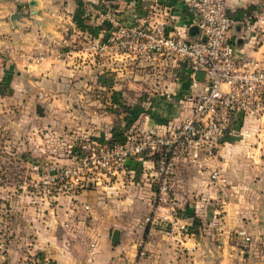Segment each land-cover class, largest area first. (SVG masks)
Listing matches in <instances>:
<instances>
[{"label":"crops","instance_id":"1","mask_svg":"<svg viewBox=\"0 0 264 264\" xmlns=\"http://www.w3.org/2000/svg\"><path fill=\"white\" fill-rule=\"evenodd\" d=\"M225 4L233 21L228 37L236 57L264 59V0ZM108 10L122 26L152 28L164 22L168 34L183 40L197 36L178 0H0V81L5 84L0 97L38 96L44 99L45 114H90L99 140L131 131L164 135L189 118L191 109L180 112L165 105L167 91L159 94L164 98L134 110L124 103L126 90L118 83H130L132 52L108 45L89 54L86 48L107 44L115 34L110 21L97 13ZM15 14L19 18L12 21ZM140 58L139 64L157 73L160 86L167 83L161 80L162 68H173L180 76L169 89L178 94L182 82L176 100L183 97L190 81L187 70L167 55ZM163 107L168 109L161 118L157 114ZM263 121H239L233 134L241 135L246 125L257 134ZM249 140L251 151L243 139L231 138L212 159L177 161L168 205L155 203L150 163L134 177L127 174L76 196L61 195L55 204L35 200L26 216H18L13 247L0 264H25V259L32 264H241L247 253L256 251L245 250L240 233L264 247V137ZM215 170L219 179L211 182ZM173 209L186 225L187 237L174 234Z\"/></svg>","mask_w":264,"mask_h":264},{"label":"built area","instance_id":"2","mask_svg":"<svg viewBox=\"0 0 264 264\" xmlns=\"http://www.w3.org/2000/svg\"><path fill=\"white\" fill-rule=\"evenodd\" d=\"M178 1L189 16V24L197 31L195 39L183 40L168 34L164 22L152 28L139 23L122 26L108 10L97 13L110 21L115 34L107 44H88L86 48L89 54H97L110 45L145 58L155 55L172 58L190 75L185 90L191 105L190 117L164 135L131 131L122 134L120 140L88 138L77 147L70 146L69 165L55 169L51 179L59 184L57 196H76L89 186L110 184L127 174L134 177L129 163L141 168L150 163L154 173L150 187L155 191V203L171 204L170 182L177 161L196 163L202 158L212 159L233 134L234 123L264 120V59L242 61L236 57L234 44L228 37L233 21L226 12L225 0ZM198 71L204 74L202 82L195 79ZM218 179L219 171L215 170L210 181ZM172 219L174 234L187 237L186 225L175 209ZM240 235L245 243L250 242L249 237Z\"/></svg>","mask_w":264,"mask_h":264},{"label":"rangeland","instance_id":"3","mask_svg":"<svg viewBox=\"0 0 264 264\" xmlns=\"http://www.w3.org/2000/svg\"><path fill=\"white\" fill-rule=\"evenodd\" d=\"M132 57L130 83H126L125 87H122L124 83H118L121 89L126 90L124 103L134 110L140 103H152L156 98H164L159 94L167 91L169 98L165 105L169 108L173 106L180 112L182 109L190 110L191 105L185 93L184 95L182 92L183 97L176 100L179 91H182L183 83L179 82L178 94L169 89L173 82L177 83L179 75L172 70L173 68H162L161 80L167 82L163 83L162 87L157 76L155 77L157 73L150 70L152 67L139 64L141 60L139 54L132 52ZM170 71L171 74L168 75ZM170 91L174 93L171 94ZM43 100L38 96L27 99L0 97V261L2 256L6 259V250L13 247V233L17 229L18 216H26L29 205L35 200L55 204V198L59 197L56 195L59 184L51 179L55 169L69 165L71 156L69 147H77L88 138H98L94 134L97 131L92 130L90 114H45L42 108ZM105 100L102 99L103 104H106ZM56 105L60 109L62 102L57 100ZM167 109L161 108L162 113L157 116L162 118L163 111ZM238 124L239 121L232 125L233 130ZM258 128L261 132L255 134L247 125L242 126V134L236 132L228 136V140L243 139L244 143L250 145L245 147L251 151L253 146L249 139L255 140L260 134L264 137V121ZM227 181L224 184L225 190L229 185ZM6 204L9 205V212ZM8 214L10 218L7 217ZM243 243L245 250L249 248L248 250H255L256 253H247L241 264H264L262 243L257 241L253 245L252 240ZM24 263L32 264L28 259H25Z\"/></svg>","mask_w":264,"mask_h":264},{"label":"trees","instance_id":"4","mask_svg":"<svg viewBox=\"0 0 264 264\" xmlns=\"http://www.w3.org/2000/svg\"><path fill=\"white\" fill-rule=\"evenodd\" d=\"M4 87H5V84L2 81H0V94L2 93ZM121 138H122V133L119 134V135L116 134V133L115 134L113 133L112 136H111L112 140H120ZM226 140H228V137H227ZM128 167L133 169L135 171V174L140 171L139 170L140 166L138 164H136V163L131 162V163L128 164ZM6 209L7 210L9 209V205L8 204H6ZM8 212H9V210H8ZM7 217L10 218V214H8Z\"/></svg>","mask_w":264,"mask_h":264},{"label":"water","instance_id":"5","mask_svg":"<svg viewBox=\"0 0 264 264\" xmlns=\"http://www.w3.org/2000/svg\"><path fill=\"white\" fill-rule=\"evenodd\" d=\"M19 18V15L18 14H15V15H12L11 16V20L14 21L15 19H18ZM203 72L201 71H198L195 73V79L202 82L203 81ZM117 235L118 233L117 232H114L113 235H112V242L115 243L117 241Z\"/></svg>","mask_w":264,"mask_h":264}]
</instances>
